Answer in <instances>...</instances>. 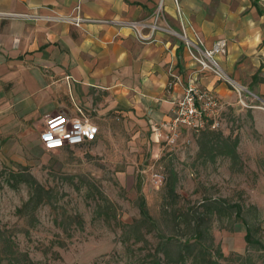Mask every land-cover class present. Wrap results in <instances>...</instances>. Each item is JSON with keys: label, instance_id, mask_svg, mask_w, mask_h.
I'll return each mask as SVG.
<instances>
[{"label": "crops", "instance_id": "crops-1", "mask_svg": "<svg viewBox=\"0 0 264 264\" xmlns=\"http://www.w3.org/2000/svg\"><path fill=\"white\" fill-rule=\"evenodd\" d=\"M182 31L207 49L227 41L224 73L264 96V0H0V164H30L24 155L36 156L46 116L77 106L98 118L122 110L153 132L191 78L234 105L230 83L199 72ZM243 232L236 249L246 250Z\"/></svg>", "mask_w": 264, "mask_h": 264}, {"label": "rangeland", "instance_id": "rangeland-1", "mask_svg": "<svg viewBox=\"0 0 264 264\" xmlns=\"http://www.w3.org/2000/svg\"><path fill=\"white\" fill-rule=\"evenodd\" d=\"M227 77L222 81L231 84L237 102L208 117L204 130H182L175 144L167 134L157 138L152 127L143 130V123L123 115L122 110L98 118L93 108L82 105L100 126L94 143L56 151L40 144L36 156L24 155L30 164H0V264H17L16 258L24 262L16 254L27 255L35 264H150L162 243V231L185 240L183 224L176 226L179 214L209 199H226L241 206V218H219L212 224L211 233L224 254L222 264H264V250L248 252L233 243L236 236L244 237L243 219L264 241V130H258L254 115L264 108V96L240 89ZM169 78L171 82L176 79ZM97 101L104 98L97 97ZM140 131L145 136L138 135ZM208 133L238 138L241 164L233 166L225 157L214 163L200 158L199 140ZM19 165L54 194L55 204L41 206L33 219L18 212L32 195L27 184L13 178L20 172ZM171 170L179 176L180 203L166 213ZM101 194L111 201L109 218L94 214V202ZM141 199L155 227L141 225ZM76 215L84 220L82 229L69 219ZM138 227L146 238L141 242L137 241ZM8 245L12 251L6 250Z\"/></svg>", "mask_w": 264, "mask_h": 264}, {"label": "trees", "instance_id": "trees-1", "mask_svg": "<svg viewBox=\"0 0 264 264\" xmlns=\"http://www.w3.org/2000/svg\"><path fill=\"white\" fill-rule=\"evenodd\" d=\"M254 82L259 80L256 75L253 77ZM240 141L238 138L232 139L231 137H225L222 133H208L204 134L199 140L200 152L199 157L208 161L216 162L219 157L229 158L233 166L241 164V156L238 152ZM19 171L14 174L13 178L17 180V183L27 184L31 190L32 195L29 201L24 205L18 212L26 216L28 215L31 219L34 218L35 212L43 205H54V194L52 190L47 189L41 183H39L33 175L30 174L29 169L23 165H19ZM179 185V176L175 170H171L169 178L166 183V197L165 212L176 207L179 201V194L177 192ZM95 209L94 214L96 218H109L107 211L112 207L111 201L101 194V197L94 202ZM139 209L141 214V225L149 226L153 223V219L150 216L144 199L139 201ZM241 206L238 204H231L226 199L206 200L203 201L198 208L192 209L190 212L179 214L177 228H180L179 224H183V228L187 231L185 240L176 239L173 236H167L162 231V243L159 244L156 253L151 257L153 260L150 264H222L224 254L220 246L216 245L215 239L211 233L212 224L214 220L219 218L233 219L234 216L241 218ZM69 219L75 221L74 223L81 229L84 226V220L81 215L76 217H69ZM177 220V218H176ZM72 221V222H73ZM58 222V220H57ZM150 223V224H149ZM234 223V222H233ZM243 223L246 225V251H262L264 250V241L261 236L258 235L259 231L252 228V226L243 219ZM128 226H125L127 228ZM137 234L140 236L137 239L138 242L143 241L145 238L141 232V228ZM254 229V230H253ZM190 235L189 237H187ZM7 251H12L13 248L8 245L6 246ZM214 253L217 255L215 258ZM23 258L17 260V264H35L30 260L27 255L16 254Z\"/></svg>", "mask_w": 264, "mask_h": 264}, {"label": "built area", "instance_id": "built-area-1", "mask_svg": "<svg viewBox=\"0 0 264 264\" xmlns=\"http://www.w3.org/2000/svg\"><path fill=\"white\" fill-rule=\"evenodd\" d=\"M80 21L83 20H76V23ZM182 33L180 37L185 42L190 57L199 66V72L214 74L220 80L226 79L227 75L217 58L227 54V41L219 40L212 48L207 49L200 38L197 37L194 41L187 36L185 31ZM241 104L246 106L242 100ZM224 106L214 91L203 89L198 84V79L191 78L183 97L175 105L170 120L163 124H155L153 133L161 139L167 134L168 141L175 144L182 130L197 132L204 130L208 126V117L216 115ZM99 135L100 127L94 122L93 117L85 109L77 106L74 115L60 113L46 116L40 142L46 150L56 151L92 144Z\"/></svg>", "mask_w": 264, "mask_h": 264}, {"label": "bare ground", "instance_id": "bare-ground-1", "mask_svg": "<svg viewBox=\"0 0 264 264\" xmlns=\"http://www.w3.org/2000/svg\"><path fill=\"white\" fill-rule=\"evenodd\" d=\"M240 87V89H244L242 86H239ZM263 110H264V108H262Z\"/></svg>", "mask_w": 264, "mask_h": 264}]
</instances>
